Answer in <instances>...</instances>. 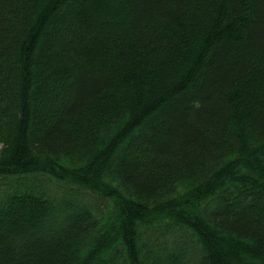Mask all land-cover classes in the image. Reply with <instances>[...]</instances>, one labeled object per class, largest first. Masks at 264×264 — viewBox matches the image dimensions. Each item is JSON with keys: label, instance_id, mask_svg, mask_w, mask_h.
Listing matches in <instances>:
<instances>
[{"label": "trees", "instance_id": "obj_1", "mask_svg": "<svg viewBox=\"0 0 264 264\" xmlns=\"http://www.w3.org/2000/svg\"><path fill=\"white\" fill-rule=\"evenodd\" d=\"M0 264H264V0H0Z\"/></svg>", "mask_w": 264, "mask_h": 264}, {"label": "rangeland", "instance_id": "obj_2", "mask_svg": "<svg viewBox=\"0 0 264 264\" xmlns=\"http://www.w3.org/2000/svg\"><path fill=\"white\" fill-rule=\"evenodd\" d=\"M0 148H1V146H0Z\"/></svg>", "mask_w": 264, "mask_h": 264}]
</instances>
